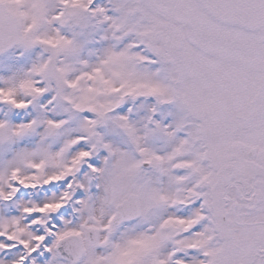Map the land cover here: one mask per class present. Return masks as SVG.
Segmentation results:
<instances>
[{"label": "snow or ice", "instance_id": "snow-or-ice-1", "mask_svg": "<svg viewBox=\"0 0 264 264\" xmlns=\"http://www.w3.org/2000/svg\"><path fill=\"white\" fill-rule=\"evenodd\" d=\"M0 264H264V0H0Z\"/></svg>", "mask_w": 264, "mask_h": 264}]
</instances>
